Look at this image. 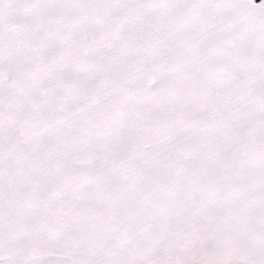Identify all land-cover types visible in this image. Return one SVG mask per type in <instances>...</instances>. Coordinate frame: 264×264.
Listing matches in <instances>:
<instances>
[{
    "label": "snow or ice",
    "instance_id": "snow-or-ice-1",
    "mask_svg": "<svg viewBox=\"0 0 264 264\" xmlns=\"http://www.w3.org/2000/svg\"><path fill=\"white\" fill-rule=\"evenodd\" d=\"M0 264H264V0H0Z\"/></svg>",
    "mask_w": 264,
    "mask_h": 264
}]
</instances>
